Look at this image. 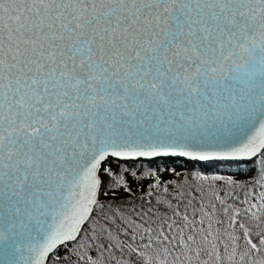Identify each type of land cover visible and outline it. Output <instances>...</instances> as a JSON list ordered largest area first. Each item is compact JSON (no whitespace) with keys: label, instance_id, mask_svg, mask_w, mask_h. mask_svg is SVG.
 Masks as SVG:
<instances>
[{"label":"snow or ice","instance_id":"snow-or-ice-1","mask_svg":"<svg viewBox=\"0 0 264 264\" xmlns=\"http://www.w3.org/2000/svg\"><path fill=\"white\" fill-rule=\"evenodd\" d=\"M0 264H264V0H0Z\"/></svg>","mask_w":264,"mask_h":264},{"label":"trees","instance_id":"trees-1","mask_svg":"<svg viewBox=\"0 0 264 264\" xmlns=\"http://www.w3.org/2000/svg\"><path fill=\"white\" fill-rule=\"evenodd\" d=\"M180 163H183V161L180 160V159H177V160L175 161V164H180ZM178 170H179V169H178Z\"/></svg>","mask_w":264,"mask_h":264}]
</instances>
